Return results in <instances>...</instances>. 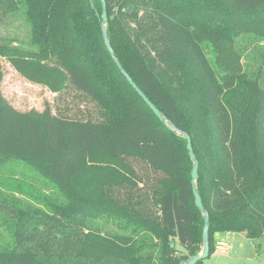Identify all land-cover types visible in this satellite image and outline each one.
Here are the masks:
<instances>
[{"label":"trees","instance_id":"1","mask_svg":"<svg viewBox=\"0 0 264 264\" xmlns=\"http://www.w3.org/2000/svg\"><path fill=\"white\" fill-rule=\"evenodd\" d=\"M104 4L114 55L165 122L108 51L101 0H0V27L15 16L27 26L25 41L0 37V85L5 59L55 94L24 111L0 89V264H179L199 254L193 162L174 128L198 162L208 256L216 233L264 238V0ZM81 126L89 144L65 171ZM12 162L52 190L3 177Z\"/></svg>","mask_w":264,"mask_h":264},{"label":"rangeland","instance_id":"2","mask_svg":"<svg viewBox=\"0 0 264 264\" xmlns=\"http://www.w3.org/2000/svg\"><path fill=\"white\" fill-rule=\"evenodd\" d=\"M26 34L27 26L20 16L8 19L0 27V37L3 38L14 37L17 40L25 41ZM248 51L253 59L260 54L252 46L248 48ZM1 63L3 67L1 93L14 107L24 111L30 109L41 111L45 103H53L55 94L39 84L24 79L5 59H1ZM88 144L89 135L85 127L81 126L71 140L65 159L61 163V165H64L65 171L75 164L78 156ZM2 174L5 178L10 176L21 177L41 192L47 193L52 190L51 185L46 183L43 178L35 176L30 168L20 162L5 164ZM0 231L2 232L1 229ZM225 246L224 252L219 248L215 249L209 256L202 259V264H264V238L251 240L246 238L243 233L233 232V235L227 237Z\"/></svg>","mask_w":264,"mask_h":264},{"label":"water","instance_id":"3","mask_svg":"<svg viewBox=\"0 0 264 264\" xmlns=\"http://www.w3.org/2000/svg\"><path fill=\"white\" fill-rule=\"evenodd\" d=\"M102 2V12H101V19H100V24L102 27V35L103 38L107 44L108 47V51L110 52L114 62L116 63L117 67L123 72V74L125 75L126 79L128 80V82L131 84V86L135 89V91L138 93V95L143 99V101L148 105V107L153 111V113L163 122H165V119L163 117V115L161 114V112L155 107V105L148 99V97L138 88V86H136V84L132 81L131 77L124 71L122 65L120 64V62L118 61V59L116 58V56L113 53L112 48L110 47L109 43H108V39H107V35H106V31H105V24L107 22V15H106V11H105V4H104V0H101ZM174 132L184 136L186 138V147H187V151H188V155L191 159V161L193 162L192 168H191V187H192V193L194 196V203L196 205V207L199 209V211L202 213L203 215V220H204V226L202 229V242H203V246H202V250L199 254L197 255H193L188 257L187 259H185L184 261H181L179 264H195L198 260H202L204 258H206L209 254V244H208V226H209V219H208V212L205 210L201 197L199 195V192L196 188L195 182L198 178V172H197V168H198V162L196 159L195 154L193 153L192 150V146H191V141L189 136L178 130V129H173ZM170 247H173L175 249V251L186 254L187 250L184 246H182L180 243L178 242H172L170 243Z\"/></svg>","mask_w":264,"mask_h":264},{"label":"crops","instance_id":"4","mask_svg":"<svg viewBox=\"0 0 264 264\" xmlns=\"http://www.w3.org/2000/svg\"><path fill=\"white\" fill-rule=\"evenodd\" d=\"M231 235H233V232L216 233L215 234V249H218L221 245L225 246V241L227 240V237Z\"/></svg>","mask_w":264,"mask_h":264},{"label":"built area","instance_id":"5","mask_svg":"<svg viewBox=\"0 0 264 264\" xmlns=\"http://www.w3.org/2000/svg\"><path fill=\"white\" fill-rule=\"evenodd\" d=\"M219 249H221V251L224 252V251H225V246H224V245H221V246L219 247Z\"/></svg>","mask_w":264,"mask_h":264}]
</instances>
